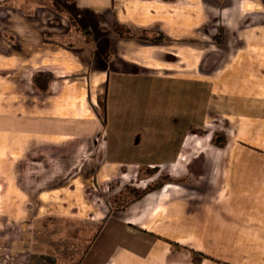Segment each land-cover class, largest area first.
Here are the masks:
<instances>
[{"label": "crops", "instance_id": "0c3cea01", "mask_svg": "<svg viewBox=\"0 0 264 264\" xmlns=\"http://www.w3.org/2000/svg\"><path fill=\"white\" fill-rule=\"evenodd\" d=\"M0 218V264H264V0H0Z\"/></svg>", "mask_w": 264, "mask_h": 264}, {"label": "trees", "instance_id": "16d2710c", "mask_svg": "<svg viewBox=\"0 0 264 264\" xmlns=\"http://www.w3.org/2000/svg\"><path fill=\"white\" fill-rule=\"evenodd\" d=\"M44 80H46V83H47L51 80V77L49 75H45V74L40 73L34 77L33 81L35 84H39L41 81H44ZM157 172H158L157 169H146V170H144V174L148 175V176L156 174ZM175 181H177V180L174 178L161 175L157 182L148 185L143 190L137 189V188L131 187V186L125 187L124 192L121 193L118 197H112L111 198L110 205H111L113 210H123L128 205H130L131 203L141 199L148 192H150L152 190L159 189L162 186H164L165 184L175 182ZM192 256H193V262L195 264H199L200 262H202V260H204L206 258L203 254L198 253V252H192Z\"/></svg>", "mask_w": 264, "mask_h": 264}, {"label": "rangeland", "instance_id": "374dc122", "mask_svg": "<svg viewBox=\"0 0 264 264\" xmlns=\"http://www.w3.org/2000/svg\"><path fill=\"white\" fill-rule=\"evenodd\" d=\"M217 138V140L219 139L220 141H216V144L217 145H219L218 144V142H220V144L222 143V141H224L225 140V136H223V135H219V134H216V137H215V139ZM143 173L141 174V176H140V179L141 178H144V176H148V175H145L144 174V171H142ZM140 174V173H139ZM153 175H155V174H153ZM153 175H151V176H153ZM145 180H149L148 178L147 179H145ZM146 181H144V179H142V181H139V182H137L136 183V185H138V187L137 186H135V187H137V188H141V189H144L145 187H146ZM0 221H1V223L2 222H5L2 218H0ZM4 225H2V226H0V234H2L3 232H5L7 235H8V237H7V239L6 240H0V251H1V254L2 253H8V252H13L14 250H17V248H18V245L20 244V243H16L15 242V240H12L11 238L12 237H14V235H16L17 233H19V227L17 226H15V225H13V224H11V225H8L6 228L5 227H3ZM11 235H13V236H11ZM26 238L27 237H24V239H25V241L22 243L23 244V250H25V249H30V243L28 242H26ZM22 249V248H21ZM20 249V250H21ZM205 256V255H204ZM206 257V256H205Z\"/></svg>", "mask_w": 264, "mask_h": 264}]
</instances>
